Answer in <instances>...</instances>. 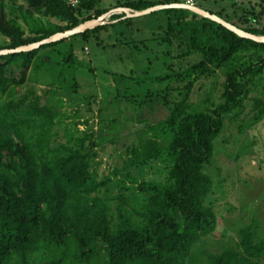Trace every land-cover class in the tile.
<instances>
[{"label": "trees", "instance_id": "obj_1", "mask_svg": "<svg viewBox=\"0 0 264 264\" xmlns=\"http://www.w3.org/2000/svg\"><path fill=\"white\" fill-rule=\"evenodd\" d=\"M103 2L0 0V35L5 39L0 50L39 43L114 8L121 11L84 33L0 55V264H37L39 255L42 261L49 258L46 264H186L197 243L215 232L216 213L204 204L212 187L204 167L213 159L225 116L244 107L264 75V42L185 8L128 15L185 0H113L109 7ZM248 3L240 25L222 12L198 7L246 33L264 36V0ZM140 17L165 21L164 34L152 31L153 37L137 42L145 32L136 27ZM109 29L123 37L129 31L135 47L150 40L167 46L170 72L154 82L188 79L183 99L171 102L164 95L169 115L149 126L146 138L128 149L111 176L98 173L94 132L74 121L65 125L66 115L53 108L31 75L44 67L50 70V57L42 52L52 49L61 55L55 73L65 88L66 66L72 71L81 67L72 41L99 38ZM65 43L66 54L60 49ZM190 57H195L192 62ZM182 61L185 66L173 67ZM14 67L19 77L10 70ZM219 70L224 74L223 101L211 111L187 104L197 80ZM254 102L256 116L264 117V102ZM62 124L64 141L58 132ZM159 164L165 170L162 180H140L134 173ZM206 264H264V231L239 229V241L211 255Z\"/></svg>", "mask_w": 264, "mask_h": 264}, {"label": "rangeland", "instance_id": "obj_2", "mask_svg": "<svg viewBox=\"0 0 264 264\" xmlns=\"http://www.w3.org/2000/svg\"><path fill=\"white\" fill-rule=\"evenodd\" d=\"M248 1L185 0V3L192 2L205 9L222 12L230 21L240 25L244 19V8L250 6ZM112 3L113 0H104L102 6L109 7ZM113 12L121 14L118 8L112 9L106 15L107 21ZM142 26L145 32L138 36L137 42L153 37L152 31L163 35L166 29L165 21L159 22L158 18L140 17L136 27ZM98 36L87 41L80 37L72 41L81 67L72 71L66 66L69 75L65 88L60 87L55 73L60 70L55 65L61 60V55L52 49L42 52L45 57H50V70L44 67L31 75L53 108L66 115L63 117L65 125L74 121L82 130L94 132L100 161L98 173L111 176L113 169L122 166L128 149L146 138L149 126L169 115L164 95L167 94V100L171 102L180 101L188 79L153 81L154 77L170 72L167 66L169 57L165 54L167 46L157 45L156 40L136 43L135 47L130 42L129 31L126 37L120 36L115 29L101 32ZM4 40L0 35V44ZM97 41L102 44L97 45ZM114 43L116 48H112ZM67 45L60 47L65 54L68 53ZM194 58L190 57V62ZM180 66H185V61L174 62L175 69ZM10 70L19 77V69L14 67ZM74 82L77 88L73 86ZM223 83L222 70L211 77L198 79L187 104L194 109L211 111L223 101ZM254 98L264 102V75L253 87L244 107L225 116L223 130L214 141L213 159L204 167V173L212 179L211 192L204 204L215 211L217 225L213 234L197 243L192 258L186 264H198L200 261L206 264L211 255L239 241L241 228L253 226L259 233L264 231V117L256 116L258 110ZM63 126L58 127V132L59 140L64 141ZM170 137L168 135L162 144L165 145ZM134 173L140 180H162L165 176L164 167L160 164ZM38 257L37 264L49 262L48 257L43 261L42 255Z\"/></svg>", "mask_w": 264, "mask_h": 264}, {"label": "water", "instance_id": "obj_3", "mask_svg": "<svg viewBox=\"0 0 264 264\" xmlns=\"http://www.w3.org/2000/svg\"><path fill=\"white\" fill-rule=\"evenodd\" d=\"M164 8H185V9L192 10V11H194L200 15H203L205 17H208L214 21H217V22L223 24L225 27H227L228 29L232 30L233 32L237 33L240 36H244V37L253 39L255 41H258V42H264V36H257V35L246 33L245 31L237 28L236 26L220 19L216 15H213V14L209 13L208 11H206V10H204L198 6L190 5L188 3H172V4L157 5V6H154L152 8H149L147 10L135 12L133 14H130V12H129L128 15L129 16L130 15L131 16H141V15H146V14H149L153 11H156L159 9H164ZM105 23H106V14L102 15L97 20L86 21V22L76 26L75 28H73L71 30H68V31L63 32V33H57V34L39 42V43L21 46V47L15 48V49L0 50V55H7V54L19 53V52H27V51H30V50H33L36 48H40L42 45H44L46 43H51V42L60 40L64 37H69V36L77 35L80 33H84L88 30L94 29V28L101 26Z\"/></svg>", "mask_w": 264, "mask_h": 264}, {"label": "built area", "instance_id": "obj_4", "mask_svg": "<svg viewBox=\"0 0 264 264\" xmlns=\"http://www.w3.org/2000/svg\"><path fill=\"white\" fill-rule=\"evenodd\" d=\"M73 3H76V1H72ZM187 3H189V4H191V5H193V3L192 2H187Z\"/></svg>", "mask_w": 264, "mask_h": 264}]
</instances>
